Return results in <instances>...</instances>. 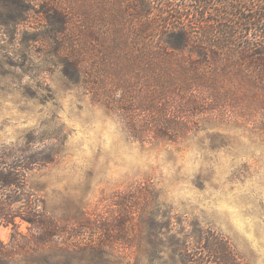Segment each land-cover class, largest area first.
<instances>
[{
	"label": "clouds",
	"instance_id": "obj_1",
	"mask_svg": "<svg viewBox=\"0 0 264 264\" xmlns=\"http://www.w3.org/2000/svg\"><path fill=\"white\" fill-rule=\"evenodd\" d=\"M24 31L0 23V174L15 177L0 185L6 215L34 197L35 212L58 222L74 206L87 210L146 186L145 214L167 226L156 233L161 240L184 238L195 221L229 242L244 264H264V135L257 121L248 127L231 115H208L178 139L137 135L118 106L123 88L102 98L73 82L56 56L23 41ZM53 239L62 245V236ZM23 240L12 233L3 243L15 249ZM104 258L128 264L130 256L116 246ZM135 259L170 264L171 257L161 248L155 255L138 250Z\"/></svg>",
	"mask_w": 264,
	"mask_h": 264
},
{
	"label": "trees",
	"instance_id": "obj_2",
	"mask_svg": "<svg viewBox=\"0 0 264 264\" xmlns=\"http://www.w3.org/2000/svg\"><path fill=\"white\" fill-rule=\"evenodd\" d=\"M177 1L0 0V23L37 24L38 39L64 74L102 98L123 88L118 106L137 135L178 139L208 115H231L245 125L255 120L264 135V0ZM12 183L14 176L0 174V185ZM34 199L11 216L0 203V222L24 236L18 248L0 247V264L14 255L20 264H51L54 257L59 264L100 262L90 257L104 256L109 246L68 242V226L37 214ZM17 218L29 223V233ZM93 221L91 228L101 227ZM162 227L152 221L145 230L147 249L155 255L163 248L170 264H240L212 231L194 227L182 239L161 240Z\"/></svg>",
	"mask_w": 264,
	"mask_h": 264
},
{
	"label": "rangeland",
	"instance_id": "obj_3",
	"mask_svg": "<svg viewBox=\"0 0 264 264\" xmlns=\"http://www.w3.org/2000/svg\"><path fill=\"white\" fill-rule=\"evenodd\" d=\"M217 1L221 2L222 0ZM237 1L240 4L245 2V0ZM176 2L178 1L176 0ZM209 16H212V14L209 13ZM37 26V24L30 25L27 23L25 25H20L18 29H16L18 32L19 30H26L20 34H23V41L29 44L35 52L50 55L48 53L49 45L37 37L39 34L38 31L35 30ZM29 94L34 95L32 92H29ZM258 125L259 123H257V126ZM247 126L252 127L253 124H247ZM256 130L262 134L261 130H258V127H256ZM29 139H31V136H29ZM47 158L50 159V157ZM150 197L151 193L149 189L144 186L137 187L136 190L128 191L123 194L114 193L113 198L110 199L101 198L95 206L87 210L79 206H74L73 210L69 211L64 216L63 220L60 221L68 226L67 232L65 233V240L68 242H79L94 239L109 246V249L120 246L124 248L130 256L128 264H136L135 258L137 251H145L148 245L147 233L145 230L152 224V220L145 214L144 209ZM96 218L99 220L98 223H100L101 227L94 229L90 227V223ZM17 221L20 225V230L23 233H29V223L20 218H17ZM194 227L201 229L195 221L192 222L191 229H194ZM13 232V225H6L0 222V247L4 245L3 241L9 239ZM85 232L88 234L87 239L84 238ZM203 244L204 242L201 243V245ZM232 248L234 250L233 246ZM236 254L240 264H244V261L240 258V254L237 252ZM104 257L105 255H99V257L90 258L91 260L95 259L100 261L96 264H111V262L107 261ZM115 264H119V261L115 262ZM207 264H211V262L208 261Z\"/></svg>",
	"mask_w": 264,
	"mask_h": 264
}]
</instances>
